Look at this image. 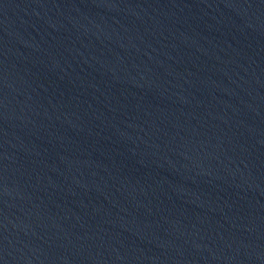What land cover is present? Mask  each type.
<instances>
[{"label": "water", "instance_id": "obj_1", "mask_svg": "<svg viewBox=\"0 0 264 264\" xmlns=\"http://www.w3.org/2000/svg\"><path fill=\"white\" fill-rule=\"evenodd\" d=\"M0 264H264V0H0Z\"/></svg>", "mask_w": 264, "mask_h": 264}]
</instances>
